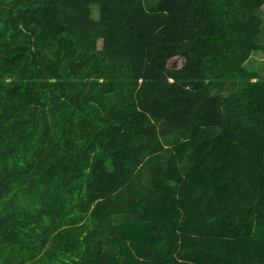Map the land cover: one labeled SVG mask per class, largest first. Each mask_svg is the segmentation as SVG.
<instances>
[{
  "label": "trees",
  "instance_id": "trees-1",
  "mask_svg": "<svg viewBox=\"0 0 264 264\" xmlns=\"http://www.w3.org/2000/svg\"><path fill=\"white\" fill-rule=\"evenodd\" d=\"M256 54L264 0H0V211L49 264H264Z\"/></svg>",
  "mask_w": 264,
  "mask_h": 264
},
{
  "label": "rangeland",
  "instance_id": "rangeland-1",
  "mask_svg": "<svg viewBox=\"0 0 264 264\" xmlns=\"http://www.w3.org/2000/svg\"><path fill=\"white\" fill-rule=\"evenodd\" d=\"M82 15L97 14L93 5H80ZM251 68L264 73V55L256 54ZM39 208L0 211V264H49L53 236L57 230L55 215H42L35 225Z\"/></svg>",
  "mask_w": 264,
  "mask_h": 264
}]
</instances>
